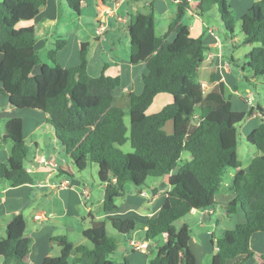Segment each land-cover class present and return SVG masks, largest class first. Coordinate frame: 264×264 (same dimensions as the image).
Returning a JSON list of instances; mask_svg holds the SVG:
<instances>
[{
    "label": "trees",
    "instance_id": "trees-1",
    "mask_svg": "<svg viewBox=\"0 0 264 264\" xmlns=\"http://www.w3.org/2000/svg\"><path fill=\"white\" fill-rule=\"evenodd\" d=\"M72 13L80 15L86 0H64ZM230 0H177L175 11L166 30L155 32L153 4L146 12H137L127 21L130 63L143 62L142 90L128 93L129 123L125 111L114 104L113 91L121 83L120 75L87 71L88 45L81 42L78 63L63 67L56 53L66 40L57 37L47 51L51 63L41 61L35 48L37 32L33 25L18 26L32 19L46 0H0V93L8 97L10 106L37 109L44 112L46 123L72 167L58 165L56 173L73 176V169L84 171L88 163L97 165V180L104 185L101 207L117 209L115 199L125 195L124 184L143 185L148 177L168 175L169 190L155 217L143 223L144 239L159 234L166 241L157 247L147 264H197L188 246L189 229L175 222L191 210L215 205V195L229 190L231 202L223 204L227 214L239 207L245 221L212 236L215 247L211 264H242L253 254L254 233L264 232V122L260 121L246 136L258 154L247 170L237 154V126L247 117L259 113L264 117V105L255 104L246 111L232 108L223 82L203 90L197 81V69L210 48L201 37H193L184 23L186 13L203 15L216 9L227 34L234 35L235 18ZM242 44H253L246 55V65L252 78L264 80V0L255 1L239 18ZM174 35L171 39L170 37ZM39 65V70L33 69ZM158 93L171 96V101L158 111L147 113ZM171 122V132L164 129ZM3 141L10 142L9 157L0 161V181L11 186L30 183L32 177L25 167L28 146L22 133V120L13 117L3 128ZM129 142L131 151L121 146ZM190 159L180 162L183 152ZM227 169L234 172L225 186ZM173 172V173H172ZM111 226L118 233L130 235L135 229L133 219L107 217L91 220L82 230L78 243L65 234L52 236L59 253L46 256L40 264H114L110 255L118 245L107 232ZM31 237L25 229L21 213L5 221V236L0 238L1 264H31ZM119 264H128L123 256ZM264 264V253L259 261Z\"/></svg>",
    "mask_w": 264,
    "mask_h": 264
},
{
    "label": "crops",
    "instance_id": "crops-1",
    "mask_svg": "<svg viewBox=\"0 0 264 264\" xmlns=\"http://www.w3.org/2000/svg\"><path fill=\"white\" fill-rule=\"evenodd\" d=\"M255 1L258 0L229 1L236 23ZM86 2V7L80 15L76 16L64 0H46V3L32 19L20 21L18 26L33 25L37 32L36 50L39 53L40 50L46 49L47 52L51 48L50 45L53 42L51 40L62 34L57 24L63 13L70 18H79L84 11H90L95 24L94 31L89 33L87 30H73L67 26V42L62 49L57 51L56 60L63 67L76 65L80 43H89L91 38L93 47L88 56L87 71L91 76H98L106 62L108 67L105 70L106 74L120 75L121 83L113 91L114 104L119 106L118 104L128 101L129 92L137 94L141 92V76L146 73V66L143 62L132 64L128 59V19L137 12H146L152 3L155 16L157 19L161 18V22L164 23L159 33L161 35L171 20L177 0H123L113 14L101 18L99 22L96 16V5L99 3L112 5L113 0H86ZM204 15L206 14L198 15L190 11L184 18L190 35L201 37L202 43L210 48L206 51L205 57L197 69V81L203 90H208L213 85L223 82L225 94L232 108L246 111L251 106H255L254 94L250 90V86L255 87L254 90L257 92L256 85L259 84L258 79L252 78L251 71L246 65V55L253 44H242L238 36L235 35V28L234 35L227 36L219 16ZM118 16L122 20H119ZM63 22L65 24L66 21ZM100 24L102 30L99 29ZM120 34L124 38L122 41L127 49L124 57L119 55ZM173 37L174 35L170 38ZM35 67L37 68L35 69ZM35 67L34 73L37 72V69L39 70V65ZM238 86L247 88L245 93L241 92ZM262 88H264V84H262ZM170 101L169 94L158 93L146 112H156ZM258 115L259 113H254L248 117L252 120L253 126L247 131L246 136L260 121L264 122V117L261 116V119L258 120L260 116ZM46 116L44 112L37 109H19L10 106L8 97L0 93V161L5 162L10 152V144L2 140L4 124L10 118L19 117L22 120L23 137L28 146V159L25 161V167L32 177L30 183L15 187L6 181H0V238L5 236L7 218L12 214L21 213L25 219L26 232L31 237L29 254L31 264H40L44 257L58 255L59 249L56 242L50 241L52 236L65 234L69 237V234L75 232L81 235L82 230L90 226L91 220L107 217L137 218L143 224L148 217L157 215L169 190L167 179L170 174L160 177V184L152 186V190L156 188V191L152 192L150 196L141 186L133 184L134 187L130 188L124 184L125 195L115 199L117 209L110 212L104 211L101 207L104 185L91 176V173L89 183L82 172L76 174L73 169V176L67 177L57 174L56 169L53 170L47 165L39 163V159L45 158L57 165L72 167L71 158L60 147L52 128L46 123ZM164 129L167 133L171 132L170 121L166 122ZM257 154L255 153L253 157ZM188 159L190 156H184L180 158V162ZM249 162L246 164L241 162L244 170H247ZM233 174L234 172L229 173V179L224 182L226 186L231 182ZM64 179L69 180L67 186L54 187ZM141 192L146 194L141 195ZM233 199V192L221 191L215 195V205L202 210L193 209L175 222L177 227L183 224L187 225L189 229L188 246L197 264H211V256L215 250L211 242L212 236L221 237L225 230L245 221L244 214L239 207L233 214L226 213L223 204L231 202ZM96 207L101 208L102 212H97ZM131 236V234L128 235L126 240L123 238L122 245L116 242L117 245L124 248L121 250L123 253L117 255L119 258L117 262L119 263L125 256L128 264H147L153 256L149 250L151 248L150 241L140 240L148 243L147 250H133L129 244ZM79 241L80 239L75 243ZM158 246L160 245L157 243L156 248ZM251 246L253 254L242 264H255L259 261V254L264 253V232L254 233ZM234 260L229 259L226 264H233ZM1 263L2 259L0 258Z\"/></svg>",
    "mask_w": 264,
    "mask_h": 264
},
{
    "label": "rangeland",
    "instance_id": "rangeland-1",
    "mask_svg": "<svg viewBox=\"0 0 264 264\" xmlns=\"http://www.w3.org/2000/svg\"><path fill=\"white\" fill-rule=\"evenodd\" d=\"M68 8V7H67ZM206 15L204 16H218L217 10L216 9H212L211 11L205 13ZM68 15H66L65 13H63L61 15V19L58 22L57 26L59 27L60 31H61V36H57V37H63V39L66 40L67 42V26L71 27V29L73 30H87L89 33L94 31V27L95 24L92 21V15L90 14V11H84L82 16H80L79 18L77 17H67ZM74 16V15H73ZM156 22H155V32L160 35V31L162 30V26L164 23L161 22V18H158L155 16ZM218 20V19H216ZM63 21H66L65 25ZM219 22V21H218ZM235 35L238 36V38L241 41V37H242V32L240 29V23L239 21L236 23L235 25ZM57 37H54L51 41L52 44L50 45V47L52 48L54 45V41ZM119 38H121V42L119 44V55H121V57H124L126 55V45L124 44V42L122 41L124 38L121 37V34L119 36ZM126 41V40H125ZM92 39H89V45H88V55L90 54L91 50H92ZM128 47V46H127ZM62 49V48H61ZM39 54L41 56V61L43 62H47V63H51L48 59H47V52L46 49L45 50H40ZM37 67H35L36 69ZM38 71V69L36 70ZM259 84L256 85L257 88V92L254 90L255 87L250 86V90L252 91V93L254 94V99H255V104L256 103H260V105H264V88H262V84H264V80L262 79H258ZM261 83V84H260ZM261 85V86H260ZM238 89L245 93V88L244 86L239 87ZM259 95V96H258ZM263 97V98H262ZM126 103V104H125ZM118 104V103H117ZM116 105V104H115ZM124 111H125V115H124V121L125 123L128 125L129 123V105H128V101H124L123 104H118ZM152 109V107H151ZM259 116V115H258ZM261 119V116H259V119ZM252 120L245 118L238 126H237V154H238V158L239 160L243 163L246 164L250 161V159L253 157V155L255 153H258V150L251 144H249L246 141V134L247 131L253 126V123H251ZM257 123V122H256ZM8 144H10L9 141H7ZM121 150L123 152H128L131 151V147L129 145V142H126L125 144H123L121 147ZM184 156H190L189 152L185 151L182 153L181 158ZM96 168L97 165L95 163H88L86 168L84 169V171H82L83 175L85 176V179L87 180V182L90 183L91 178H90V173L91 176H93L95 179H97V175H96ZM231 169H227L226 172L224 173V177L223 180L224 182L226 180L229 179V173L231 172ZM76 174L79 172L77 170H75ZM161 182V178L160 177H148L145 181V183L143 185H140L141 188L145 189L148 196H150L152 194V186L155 185H159ZM125 184H127V186H129L130 188H133V184L131 182H126ZM126 191V190H125ZM97 212L101 213V208L98 209V207H96ZM134 223H135V229L134 231L131 233V237L130 238H134L138 241H140L141 239H144V231H143V224L140 222V220H138L137 218H134ZM86 221L88 222V219H86ZM90 225V224H89ZM107 232L110 236L113 237V239L115 240V242L120 243V245H122L121 240H123V238L126 240L127 236L126 234H121L118 233L116 230H114L111 226L107 225L106 226ZM165 234H159L158 236H156L155 238L150 239L149 243L151 248L149 249L152 253V255L154 256V253L156 251V245L157 243L159 245H162L163 243H165L166 239H165ZM81 238L80 234L75 233H71L69 234V239L72 240L73 242L78 241ZM157 240H159V242H157ZM117 247V251L116 253L113 255H110L112 261L114 264H119L117 261H119V258L117 257V255H121V250H118L119 246ZM151 256V257H153ZM122 260V259H121Z\"/></svg>",
    "mask_w": 264,
    "mask_h": 264
},
{
    "label": "built area",
    "instance_id": "built-area-1",
    "mask_svg": "<svg viewBox=\"0 0 264 264\" xmlns=\"http://www.w3.org/2000/svg\"><path fill=\"white\" fill-rule=\"evenodd\" d=\"M123 0H113V4H104L99 3L96 5V16L98 22L101 20V18H106L108 15L113 14L115 10L119 7L120 3ZM119 20H122L120 16L117 17ZM99 29L102 30L101 24L99 25ZM39 163L43 165H47L51 169H56L57 164L55 162H52L51 160H46L45 158H41L38 160ZM69 183L68 179L62 180L59 184H55L54 187H64L67 186ZM226 186V183H223ZM141 195H145V192H141ZM129 244L132 247L133 250H147L148 249V243L146 241H138L134 239L133 237L129 239Z\"/></svg>",
    "mask_w": 264,
    "mask_h": 264
},
{
    "label": "water",
    "instance_id": "water-1",
    "mask_svg": "<svg viewBox=\"0 0 264 264\" xmlns=\"http://www.w3.org/2000/svg\"><path fill=\"white\" fill-rule=\"evenodd\" d=\"M156 191V188H154L153 190H152V192H155ZM124 248H123V246H120L119 248H118V250H123Z\"/></svg>",
    "mask_w": 264,
    "mask_h": 264
}]
</instances>
